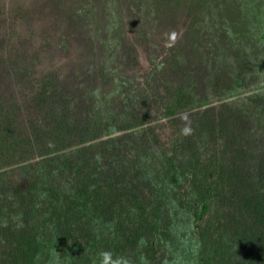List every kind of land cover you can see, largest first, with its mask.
Masks as SVG:
<instances>
[{
    "label": "rangeland",
    "instance_id": "374dc122",
    "mask_svg": "<svg viewBox=\"0 0 264 264\" xmlns=\"http://www.w3.org/2000/svg\"><path fill=\"white\" fill-rule=\"evenodd\" d=\"M261 100L264 0H0V264H264Z\"/></svg>",
    "mask_w": 264,
    "mask_h": 264
},
{
    "label": "trees",
    "instance_id": "16d2710c",
    "mask_svg": "<svg viewBox=\"0 0 264 264\" xmlns=\"http://www.w3.org/2000/svg\"><path fill=\"white\" fill-rule=\"evenodd\" d=\"M261 105H264V101H262V100H261ZM263 111H264V107L261 108V120L264 119V112H263ZM263 123H264V122L262 121V124H263Z\"/></svg>",
    "mask_w": 264,
    "mask_h": 264
}]
</instances>
